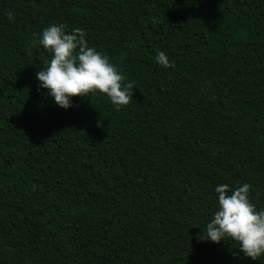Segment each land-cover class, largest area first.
<instances>
[{
    "label": "trees",
    "instance_id": "trees-1",
    "mask_svg": "<svg viewBox=\"0 0 264 264\" xmlns=\"http://www.w3.org/2000/svg\"><path fill=\"white\" fill-rule=\"evenodd\" d=\"M61 23L128 106L38 88L30 46ZM243 183L264 209V0H0V264H264L202 239L216 186Z\"/></svg>",
    "mask_w": 264,
    "mask_h": 264
},
{
    "label": "clouds",
    "instance_id": "clouds-1",
    "mask_svg": "<svg viewBox=\"0 0 264 264\" xmlns=\"http://www.w3.org/2000/svg\"><path fill=\"white\" fill-rule=\"evenodd\" d=\"M9 21L14 14L9 12ZM83 29L66 32V25L52 24L42 30L30 48L42 45L51 53L46 67L36 72L38 88L47 90L56 105L68 109L73 97H86L97 92L105 94L117 110L133 100L134 82L127 81L109 57L89 46ZM156 62L164 68H174L164 51H158ZM252 185L243 183L232 188L228 184L216 186L218 207L202 239L213 243L234 241L244 257L260 260L264 256V209H257L250 200ZM234 256L238 253L234 252Z\"/></svg>",
    "mask_w": 264,
    "mask_h": 264
}]
</instances>
